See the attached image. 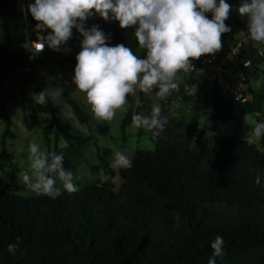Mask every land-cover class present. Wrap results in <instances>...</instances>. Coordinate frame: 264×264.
I'll list each match as a JSON object with an SVG mask.
<instances>
[{
    "label": "trees",
    "instance_id": "16d2710c",
    "mask_svg": "<svg viewBox=\"0 0 264 264\" xmlns=\"http://www.w3.org/2000/svg\"><path fill=\"white\" fill-rule=\"evenodd\" d=\"M16 1L0 0L1 92L7 73L26 67L20 53L8 47L9 33L24 32L30 43L38 42L43 33L36 29L39 22L30 12L18 10ZM233 2L237 9L240 0ZM134 27L129 36L113 34L112 46L123 43L143 56ZM207 56L191 62L199 67ZM237 58L239 71L251 78L260 76L264 54L258 49L240 50ZM49 85L39 79L33 91L39 93ZM202 93L193 110L213 122L232 120L240 129L249 114L264 118V86L249 89L238 110L230 95L228 100L222 98L217 87L202 88ZM63 103L79 124L89 122L74 98L63 97ZM159 104L165 115V103ZM151 107L141 92L136 106L128 98L120 129L124 131L132 122L134 113H150ZM0 112L4 143L15 134L4 101ZM41 114L50 116L42 129L49 147L55 132L49 151H58L61 138L68 154H81L87 144L96 145L95 133L106 136L109 132L108 126H99L87 135L80 133L60 122L52 103L24 107L22 121L27 130L34 129ZM197 134L195 125L167 119L160 136L149 132L154 151H138L130 169L114 171L108 160L111 151L104 149L99 167L108 181L97 180L81 196L21 198L0 191V264H208L213 254L210 242L217 235L224 239V254L217 264H264V152L235 135L217 139L201 152L192 147ZM0 158L9 159L4 147ZM116 178L120 180L117 189ZM9 244L18 245L15 254L7 251Z\"/></svg>",
    "mask_w": 264,
    "mask_h": 264
},
{
    "label": "clouds",
    "instance_id": "9594fccd",
    "mask_svg": "<svg viewBox=\"0 0 264 264\" xmlns=\"http://www.w3.org/2000/svg\"><path fill=\"white\" fill-rule=\"evenodd\" d=\"M231 9L227 0H34L27 4V11L39 22L36 29L51 30L47 31L41 49L46 43L59 52L72 38L73 29L81 34V50L76 55L72 80L85 94L98 121H111L127 103L129 94H135L137 89L143 93L158 89L156 95L161 99L178 90V72L192 68V60L221 49L222 34L231 32L225 23ZM237 11L247 18L251 40L264 43V0H240ZM207 13H211V18ZM94 15L105 21H118L121 28L135 26L134 36L144 55L134 54L123 43L112 46L110 35L99 25L86 26ZM63 97L64 88L50 84L34 99L40 105L60 106L64 115ZM132 124L158 137L165 130L167 117L156 103L150 113H134ZM254 133L264 136V122L255 125ZM64 159L62 152L48 151L39 143L30 142V171L23 175L29 190L51 199L62 192H78L75 174L66 170ZM110 166L114 171L130 169L133 159L117 151ZM256 183H261L259 177ZM17 247L9 244L7 251L15 254ZM210 247L213 254L208 264H217V258L224 254L223 237L217 235Z\"/></svg>",
    "mask_w": 264,
    "mask_h": 264
},
{
    "label": "rangeland",
    "instance_id": "374dc122",
    "mask_svg": "<svg viewBox=\"0 0 264 264\" xmlns=\"http://www.w3.org/2000/svg\"><path fill=\"white\" fill-rule=\"evenodd\" d=\"M29 2H34V0H17L16 6L19 11L26 13L28 12L27 4ZM227 2L232 5V9L225 23L231 27V32L222 34V47L213 53L215 57L214 64L220 66L222 69L217 80L210 79L214 73V69L209 67L208 64L202 63L197 67L191 62L192 68L187 71L181 70L177 74V80L180 84L179 89L173 91L166 98L161 99L156 95L158 89H154L151 93H143L137 89L136 93L129 94L128 98L136 106L139 101V93L141 92L144 98L150 100L152 105L164 102V116L167 119L193 124L197 127L198 134L192 143V147L201 152L208 151L215 140L233 135L238 139L254 142L264 152V136L258 137L254 133L255 125L264 122L262 116L256 114L247 115L245 117V125L238 129L232 120L226 123L221 120L213 122L212 118L202 116L200 112L193 110L198 96L204 95L202 88H219L221 97L226 100L231 97L236 105V110H238L241 108L243 102L235 100L236 97H232L231 90L239 88L242 96L248 98L246 95H248L249 89H258L264 86V65L259 67L261 74L257 78H251L246 73L238 70V52L240 50L255 48L264 54V43L251 40L247 32V18H242L239 15L233 0H227ZM206 15L211 18V13H207ZM93 25H99L106 34L110 35L111 39L109 43L111 45L113 34H116L120 38L122 36H129L132 33L131 27L121 28L118 21H105L99 15H94L87 20L86 26L91 27ZM47 31L42 33L40 39H44ZM81 40V34L73 29L72 38H70L66 45L61 47L59 52L53 51L48 47L45 52L36 54L30 51L32 43L29 42L24 32L12 31L9 33L7 45L9 48L20 53L26 67L15 72L9 71L4 80L2 92L0 90V103L4 101L7 104L9 118L12 122L11 131L15 134L14 139H6L3 143L4 124L0 112V154L2 147L9 153L8 161H3L0 158V191H3L1 189L4 187L5 191L21 198L43 196L29 190L23 179V175L30 171V162L28 160L29 143H39L42 149L49 151L55 135V132H53L49 137L50 147L45 144L42 129L50 123L49 115H39L34 129L31 131L27 130L22 121L24 107H27L29 104L39 105L34 99L38 93L33 91V86L35 81L39 80L38 72L40 68H46L51 71L49 77H40L42 84L46 86L49 83L63 87L64 97L74 98L89 118L87 124H79L76 117L71 113L70 108L63 103L64 115H62L61 107L57 106V117L61 123H69L84 135H87L89 131H93L99 126H108L109 128L108 135L106 136L95 133L97 138L96 145L92 143L87 144L81 154L77 151L73 155L68 154L65 142L61 138H58L57 152H62L65 155L64 167L67 171L75 174L76 183L79 185L78 192L71 194L62 192L61 195L81 196L87 187L97 180L102 182L108 181L99 167V155L104 149L111 151L108 158L110 165L114 159V153L117 151H123L132 158L138 151H154L155 147L149 139V131L144 129H140L139 131L138 128L133 126L132 122L128 124L124 131L120 129L121 121L128 107V98L127 103L117 110L116 116L111 121H98L94 118L90 106L86 103L85 94L76 88L72 80L77 63L76 55L81 50ZM65 49H71V51H66ZM236 96H239V93ZM204 109L209 111V105H204ZM142 112L146 113L144 110ZM12 166H14V169ZM113 182L117 189L120 180L116 178ZM59 184L60 182L58 181V186Z\"/></svg>",
    "mask_w": 264,
    "mask_h": 264
},
{
    "label": "built area",
    "instance_id": "2783aa9c",
    "mask_svg": "<svg viewBox=\"0 0 264 264\" xmlns=\"http://www.w3.org/2000/svg\"><path fill=\"white\" fill-rule=\"evenodd\" d=\"M43 42H44V39H40L38 42L32 43L30 51L32 53H36V54L45 52L46 49L48 48V46L45 43V46L43 47V49H41V45ZM214 61H215L214 55L209 54V56H207L203 62V64H208L209 67H212L214 69V73L212 74V76L210 78L211 80H217V77L220 76V74L222 72L221 67L216 66L214 64ZM248 65H249V63H245V66H248ZM50 75H51V71L46 69V68H40V71L38 72L39 79H40V77H49ZM230 92L232 94V97H234V98L236 97L235 100H240V101L244 102L245 97L242 96L241 90L239 88H234ZM238 93H239V96H236V95H238Z\"/></svg>",
    "mask_w": 264,
    "mask_h": 264
},
{
    "label": "crops",
    "instance_id": "0c3cea01",
    "mask_svg": "<svg viewBox=\"0 0 264 264\" xmlns=\"http://www.w3.org/2000/svg\"><path fill=\"white\" fill-rule=\"evenodd\" d=\"M48 84H49V83H48ZM1 190L5 191L4 187H3ZM85 192H86V191H85ZM85 192H84V193H85Z\"/></svg>",
    "mask_w": 264,
    "mask_h": 264
}]
</instances>
